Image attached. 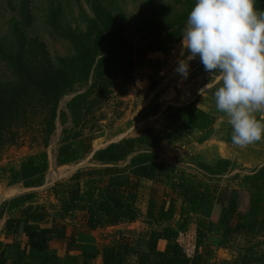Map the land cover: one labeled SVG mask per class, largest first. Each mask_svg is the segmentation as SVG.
Returning a JSON list of instances; mask_svg holds the SVG:
<instances>
[{"label": "trees", "instance_id": "trees-1", "mask_svg": "<svg viewBox=\"0 0 264 264\" xmlns=\"http://www.w3.org/2000/svg\"><path fill=\"white\" fill-rule=\"evenodd\" d=\"M69 1L83 11L81 0ZM86 1L91 13H84L83 29L65 25L63 3L48 1L45 24L72 48L71 54L53 58L46 41L34 32V0H8L15 15L0 38V64L9 74L7 79L0 78V159L12 146L27 145L34 151L6 170L8 184L25 188L45 184L50 168L48 148L58 121L70 122L71 126L62 130L56 164L68 166L94 152L95 165L76 171L70 180L54 186L59 208L35 205L31 202L32 191L4 202L3 208L11 211L5 229L13 239L0 244V264H96L99 256L102 264H211L214 252L205 239L212 234L214 223L224 227L221 247L241 243L235 259L221 264H264V251L259 250L264 246V165L243 177L249 201L246 211H241L236 189H223L213 195L205 190L203 181L188 180L177 167L166 163L159 149L163 130L148 128L138 136L93 150L96 136L108 126L109 112L119 120L126 114L120 86L136 82L137 71L154 63L151 54H171L182 40L195 0H172L182 9L166 27L159 19V0H145L146 12L135 21L109 0ZM256 7L264 10V0H256ZM129 24L135 28L130 29ZM153 79L149 77L148 93L159 87ZM73 92L67 111L60 110L63 98ZM172 110L174 119L183 122L185 129L204 131L213 123L194 103ZM228 166L229 161H220L215 167H200L212 178ZM236 178L239 175L232 179ZM146 180L153 181L154 186L143 214L139 199ZM179 199L186 207L178 227H174ZM207 200L215 201L217 209L209 221L197 219L198 246L203 251L189 258L177 237L188 230L199 205ZM79 211L84 214L88 230L118 227L110 242L103 243L96 252L79 251L75 235L67 234L66 219ZM143 216L148 227V251L134 246L133 230L124 226ZM161 239L167 241L164 251L158 249ZM53 241L66 242L64 257L51 249Z\"/></svg>", "mask_w": 264, "mask_h": 264}, {"label": "crops", "instance_id": "crops-1", "mask_svg": "<svg viewBox=\"0 0 264 264\" xmlns=\"http://www.w3.org/2000/svg\"><path fill=\"white\" fill-rule=\"evenodd\" d=\"M175 69L176 67L170 72V69L160 72L163 75L166 72L168 73L166 75V78L162 80L161 85L148 98V103L141 106L139 114L140 117L146 119L147 117L159 115V113L164 110V107L167 103H176L179 105L194 103L197 110L204 112L206 115L213 119L212 125L204 131L199 130L196 127H187L185 129L187 133H185V138L183 140V143L181 144V149H177L180 150L177 155L181 157V161L163 157L162 153L160 152L162 158L168 165L177 167L179 172L183 173L184 177L188 180L193 181L194 179H197L198 181H203L205 190L208 189L213 195H216L223 189H236L242 199L241 192H247V187L242 181L244 175L251 174L264 165V140L256 142L243 149L233 145L231 142L232 128L228 124L229 118L226 116V114L219 112L215 106L214 92L220 84L219 75L217 74L213 76L205 72L203 65L200 63L198 58L191 62L190 76L187 80H183L179 76V74L176 73ZM148 85L149 81H146L145 86L148 87ZM206 85L207 87L205 88ZM257 115L259 119L264 120V114ZM128 120H131L130 124H132L133 122V126L138 123L131 118ZM153 127L156 128V126ZM174 127L175 125H172L170 128L172 129ZM172 143L173 142H169L168 144L172 145ZM220 161H229L230 166H228L227 169L221 173H215L211 175L212 178H210L209 174H207L200 167L201 165L215 167ZM235 175H239V178L232 179ZM15 186L9 185L7 181L5 184V187H7V191H4V197L0 198V211L1 209H3L2 213H0V244L2 245L11 242L13 239L11 236L9 237L7 235L5 229L6 222L10 217L11 211H9L7 208H3L4 202L9 201L14 197L20 196L26 191L38 189V187H23L24 191L16 194L14 193L15 191L12 192V190H15L13 189ZM153 186V181H144V187L139 199V206L141 205L140 203L144 200V197L146 200L145 204H142L140 206L143 214H145L147 211L150 191ZM177 205V210L172 222L174 227H178L186 207V204H184L180 199L178 200ZM52 206H54L55 208H59L60 204L57 199L55 200V202H53ZM216 209L217 203L215 201L207 200L202 202L199 205L198 213L193 215V222L189 224L188 230L181 231L190 233L195 237L197 244L195 255L203 251V247L198 246V221H209ZM180 210H182L181 215ZM83 216V212L79 211L76 212L72 218L70 217L66 219L67 234L75 235V246L79 251L96 252L103 243L110 242L111 234L118 227L112 226L99 228L96 230H88L85 228V221ZM143 219L144 216L141 217L140 220H137L136 222L130 224H126L124 226L134 231L137 229L136 234L133 237V244L138 250L148 251L149 239L146 236L148 227L143 222ZM175 220L180 221L176 223ZM75 221H80V224H77ZM136 225H138V227H136ZM223 233L224 227L220 224L214 223L212 226V234L205 239V243L210 245L214 253L216 251H222L223 249H226L229 252L231 250V252L234 251L233 249L230 250V248L221 247L219 245L220 238ZM50 246L51 249L55 251L60 257H64L67 253L66 242L53 241L51 242ZM166 246V240H159V250L164 251L166 249ZM235 257L236 256H232V258L216 259V263H214L215 258L213 254V256L210 258V262L211 264H221L223 260H231ZM96 264H102L101 256L98 257Z\"/></svg>", "mask_w": 264, "mask_h": 264}, {"label": "rangeland", "instance_id": "rangeland-1", "mask_svg": "<svg viewBox=\"0 0 264 264\" xmlns=\"http://www.w3.org/2000/svg\"><path fill=\"white\" fill-rule=\"evenodd\" d=\"M49 0H34V9L37 17L36 25L34 32L40 35L47 43L50 52L53 58H57L59 56H65L72 53V48L70 44L64 40L57 38L50 29L45 24L46 14H47V7H48ZM108 1V0H106ZM111 3H116L117 5L121 6L122 9L125 10V14L130 19V21H135L138 15L143 12H146L145 8V0H109ZM58 3H63L64 6V15L63 21L65 25L72 26L74 28L83 29L85 27V16L84 13L90 14L91 9L90 5L86 0H81L83 11L73 1L69 0H57ZM159 19L162 22L163 27L168 25V21L171 17L175 15L176 12L182 9L181 6H175L172 0H159ZM15 15V12L9 8L8 0H0V38L6 31V24L8 20ZM130 29H134L135 25L129 24ZM135 40H138L137 36H133ZM183 49L181 46V42L176 46V48L171 52L169 55H164L163 53H154L150 55V60L154 63L151 66L146 65L144 68H141L137 71L136 75V82L126 85L124 87L120 86L119 88V96H122V99L125 100L124 109L125 115L124 117L119 120L113 117V112H109V119L108 126L103 130V132L99 133L95 140L93 141V150L96 151L100 148L106 147L108 144L112 142H116L121 140L124 137L128 136H137L142 134L148 128H155L157 130H163L165 132L164 140L161 142L159 149L162 153L163 157H167L170 159H174L177 161H181V157L177 155L180 152L181 144L185 138V133L187 131L184 128L183 122H178L174 119L173 116V108L175 107H185L186 105L190 104H172L167 103L164 107V110L159 113V115L151 116L142 118L140 117V109L143 104H147L149 101V97L153 93H148V87L145 86L146 81H149L150 76H154L153 82H159V86L162 83V80L166 78L168 72L164 75L159 73L161 71H172L175 67H177L178 60L182 57ZM186 52V50H185ZM159 61V62H155ZM159 69L157 72L156 70ZM0 78L7 79L9 78L8 72L5 70L4 66L0 64ZM77 90H82L77 88ZM76 90V91H77ZM124 93L122 94V92ZM75 95V93H70L63 98L60 103V110L67 111V104L71 100V98ZM148 99V100H147ZM134 119L138 123H136V127L133 126V122L128 119ZM138 118V119H137ZM111 122H113L111 124ZM153 125V126H150ZM172 125H175L174 128H170ZM70 122L63 124L61 121H58L57 130L54 134L51 145L48 148L49 154V163L50 168L45 177V184L38 189L29 190L24 193L33 191L34 197L31 200L35 205L46 204V205H53L55 202V196L53 192V188L57 183L66 182L70 180L71 176L78 170L89 168L95 165L93 161V153L90 155L82 158L79 162L68 165V166H58L56 164V154L62 134V130L66 127H70ZM184 136V137H183ZM193 137V135H192ZM169 142H173L172 145L168 144ZM34 151L30 150L27 145H19V146H12L9 147L2 155L0 159V198L4 197V191H7V187L5 184L7 182V174L6 170L10 166H17L20 164L23 158L27 155L32 154ZM245 176V175H244ZM150 187V186H148ZM12 190V192L19 194L23 192L24 189L22 186L17 185ZM15 194V195H16ZM242 204L241 210L246 211L249 201V192L242 191ZM144 199V200H143ZM141 205L145 204V197L143 198ZM140 205V206H141ZM182 210H180L181 215ZM182 219V218H181ZM140 220V219H139ZM81 221V219H80ZM76 222L77 224H80ZM180 220H175L178 223ZM138 227V225H136ZM141 228V227H140ZM137 229L133 230V237L136 234ZM241 244V243H239ZM235 243V245L230 248L233 249V252H229L226 249L222 251H216L214 254L215 262L216 259H223V258H232V256H237L238 249H240V245ZM238 248V249H237ZM264 251V246L261 245L260 249ZM235 258L231 259L234 260Z\"/></svg>", "mask_w": 264, "mask_h": 264}, {"label": "clouds", "instance_id": "clouds-1", "mask_svg": "<svg viewBox=\"0 0 264 264\" xmlns=\"http://www.w3.org/2000/svg\"><path fill=\"white\" fill-rule=\"evenodd\" d=\"M181 46L175 71L183 80L197 58L219 75L215 106L229 118L232 144L243 149L264 140L257 115L264 114V10L256 0H195Z\"/></svg>", "mask_w": 264, "mask_h": 264}, {"label": "built area", "instance_id": "built-area-1", "mask_svg": "<svg viewBox=\"0 0 264 264\" xmlns=\"http://www.w3.org/2000/svg\"><path fill=\"white\" fill-rule=\"evenodd\" d=\"M177 242L189 258H193L195 256L197 244L193 235L190 233L180 232L177 237Z\"/></svg>", "mask_w": 264, "mask_h": 264}]
</instances>
